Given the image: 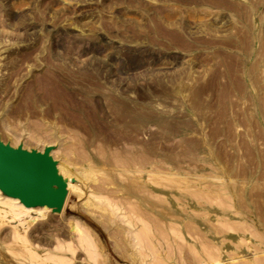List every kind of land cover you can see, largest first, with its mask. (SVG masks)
Returning <instances> with one entry per match:
<instances>
[{"label":"rangeland","instance_id":"rangeland-1","mask_svg":"<svg viewBox=\"0 0 264 264\" xmlns=\"http://www.w3.org/2000/svg\"><path fill=\"white\" fill-rule=\"evenodd\" d=\"M0 136L71 181L0 264H264V0H0Z\"/></svg>","mask_w":264,"mask_h":264},{"label":"water","instance_id":"water-1","mask_svg":"<svg viewBox=\"0 0 264 264\" xmlns=\"http://www.w3.org/2000/svg\"><path fill=\"white\" fill-rule=\"evenodd\" d=\"M50 149L43 153L13 148L0 136V191L26 208H48L61 213L69 188Z\"/></svg>","mask_w":264,"mask_h":264},{"label":"bare ground","instance_id":"bare-ground-1","mask_svg":"<svg viewBox=\"0 0 264 264\" xmlns=\"http://www.w3.org/2000/svg\"><path fill=\"white\" fill-rule=\"evenodd\" d=\"M65 179V181L67 182V184L69 183V182H71L70 180H69V177H66V178H64ZM68 186H69V184H68ZM70 188V187H69ZM11 206L10 207H12V209H16V207H14L13 205H12V203L10 204ZM21 207H19V209L21 210V212H23V211H25V212H30V211H34V210H36V209H38V208H26L24 205L22 206V205H20ZM43 209H45V208H43Z\"/></svg>","mask_w":264,"mask_h":264}]
</instances>
